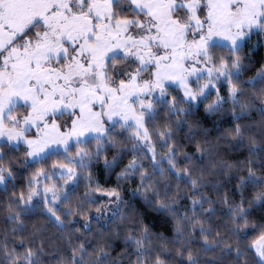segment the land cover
I'll return each mask as SVG.
<instances>
[{"label": "trees", "instance_id": "1", "mask_svg": "<svg viewBox=\"0 0 264 264\" xmlns=\"http://www.w3.org/2000/svg\"><path fill=\"white\" fill-rule=\"evenodd\" d=\"M123 2L142 16L119 0L116 17ZM210 54L232 72L223 100L210 91L196 103L179 88L156 100L145 122L155 162L119 125L35 159L2 143L0 264H264L251 247L264 235V29ZM112 67L123 79L133 63ZM75 160L55 216L44 201L23 204L35 176Z\"/></svg>", "mask_w": 264, "mask_h": 264}, {"label": "rangeland", "instance_id": "2", "mask_svg": "<svg viewBox=\"0 0 264 264\" xmlns=\"http://www.w3.org/2000/svg\"><path fill=\"white\" fill-rule=\"evenodd\" d=\"M118 1L0 0V154L5 142L40 158L119 125L155 162L145 125L154 102L179 88L196 103L215 91L220 103L232 72L214 65L211 46L236 49L264 29V0H128L139 17L124 2L116 17ZM123 58L133 69L122 79L109 68L121 73ZM228 89L234 97L237 89ZM76 164L40 172L23 204L44 201L55 216ZM10 177L0 165V185ZM251 247L264 262V235Z\"/></svg>", "mask_w": 264, "mask_h": 264}]
</instances>
